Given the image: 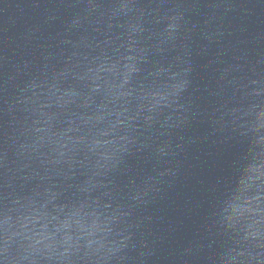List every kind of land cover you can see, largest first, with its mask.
<instances>
[{"label": "water", "instance_id": "1", "mask_svg": "<svg viewBox=\"0 0 264 264\" xmlns=\"http://www.w3.org/2000/svg\"><path fill=\"white\" fill-rule=\"evenodd\" d=\"M0 264H264V0H0Z\"/></svg>", "mask_w": 264, "mask_h": 264}]
</instances>
